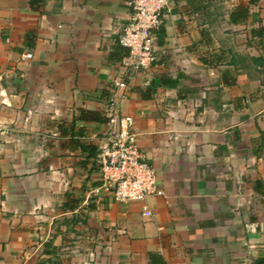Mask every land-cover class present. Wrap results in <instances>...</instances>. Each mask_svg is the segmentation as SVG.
I'll return each mask as SVG.
<instances>
[{
    "label": "crops",
    "instance_id": "crops-1",
    "mask_svg": "<svg viewBox=\"0 0 264 264\" xmlns=\"http://www.w3.org/2000/svg\"><path fill=\"white\" fill-rule=\"evenodd\" d=\"M127 2L0 0V264H264V0H172L156 62L126 72ZM118 80L150 216L101 188Z\"/></svg>",
    "mask_w": 264,
    "mask_h": 264
},
{
    "label": "built area",
    "instance_id": "built-area-1",
    "mask_svg": "<svg viewBox=\"0 0 264 264\" xmlns=\"http://www.w3.org/2000/svg\"><path fill=\"white\" fill-rule=\"evenodd\" d=\"M172 0H128V21L122 27L118 43L126 55L122 67L127 72L151 66L157 60L156 32L163 24L165 12ZM24 59H31L26 53ZM122 80L109 89L106 107L108 129L98 137L95 162L102 180V190L118 203H142V213L150 216L144 204L158 193L156 171L146 161L137 144L134 119L120 112L117 91L124 89Z\"/></svg>",
    "mask_w": 264,
    "mask_h": 264
},
{
    "label": "trees",
    "instance_id": "trees-1",
    "mask_svg": "<svg viewBox=\"0 0 264 264\" xmlns=\"http://www.w3.org/2000/svg\"><path fill=\"white\" fill-rule=\"evenodd\" d=\"M30 2H31V5H35V4L42 2V0H30ZM247 14H248L247 8L239 7L238 9H236L235 12H233L231 14V22L235 23V24H241V23L245 22ZM252 33L255 34L259 38V40L261 41V39L264 36V28L252 30ZM160 34H161V31H160ZM125 55H126V52H125ZM160 85H163L162 80L153 81V84L151 87L152 91H154V89ZM95 157H96V155H95Z\"/></svg>",
    "mask_w": 264,
    "mask_h": 264
}]
</instances>
